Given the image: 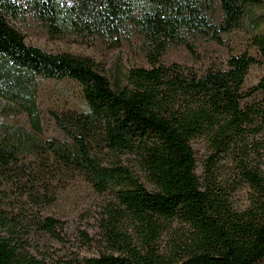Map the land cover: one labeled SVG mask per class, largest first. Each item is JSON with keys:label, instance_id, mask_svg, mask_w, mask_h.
<instances>
[{"label": "trees", "instance_id": "trees-1", "mask_svg": "<svg viewBox=\"0 0 264 264\" xmlns=\"http://www.w3.org/2000/svg\"><path fill=\"white\" fill-rule=\"evenodd\" d=\"M20 16L50 37L129 34L147 67L107 79L89 57L26 44L11 25ZM263 23L264 0H0V116L24 114L32 127L0 123V174L32 184L73 175L108 198L94 222L109 251L66 264H264V195L233 210L223 188L200 182L191 148L199 138L224 147L264 131ZM245 25L251 51L235 50L218 66L201 62L186 42L222 45ZM181 44L195 66L164 65L162 56ZM253 67L263 75L248 87ZM40 79L79 91L77 109L49 111L61 139L37 135ZM105 152L133 156L142 178L118 159L105 164ZM28 159L47 160L43 177L26 172ZM243 176L260 187L255 174ZM173 223L188 228L187 242L160 253L157 240ZM62 229L52 217L22 225L0 210V264H43L31 242L52 244Z\"/></svg>", "mask_w": 264, "mask_h": 264}, {"label": "rangeland", "instance_id": "rangeland-1", "mask_svg": "<svg viewBox=\"0 0 264 264\" xmlns=\"http://www.w3.org/2000/svg\"><path fill=\"white\" fill-rule=\"evenodd\" d=\"M11 25L28 45H36L48 52H68L91 58L97 64L99 73L107 79L112 72L122 74L131 68L147 67L138 39L126 33L118 39L82 37L70 33L50 37L46 29L29 16H20ZM261 28H264V23ZM243 32H247L246 25L233 40L227 39L222 45L201 39H190L186 42L201 62L218 66L222 60L235 53V50L251 51ZM161 62L164 65L176 63L188 68L195 66L194 57L184 44L170 47L162 56ZM262 75L260 68H251L246 77V86L257 83ZM80 101L79 91L72 83L40 79L37 103L41 133L37 135L42 140L61 139V134L50 122L49 111L77 109ZM0 123L20 125L27 132L32 131L29 119L24 114L0 116ZM252 131L243 139L236 138L224 147L203 138L191 142L196 161L195 174L200 182H209L210 185L213 183L223 188L235 211L248 207L251 200L258 198V194L264 195V131L259 134ZM99 157L105 164L118 159L122 166L142 178L133 156L119 155L116 158L115 155L105 152L99 154ZM28 160L31 163H28L26 172L31 176H42L47 160ZM243 172L255 174L260 180V187L245 178ZM107 199V196L98 195L73 175L57 174L52 180L48 177L32 184L27 180L11 183L9 178L0 174V210L9 220H14L17 224L32 225L46 217H52L63 226L56 242L45 244L36 239L31 242V253L43 264L73 263L77 259L98 256L101 252L109 251L94 222L100 207ZM83 233L92 238L89 245L85 242ZM188 236V228L173 223L160 235L156 245L160 253L179 252L184 248L183 243L187 242Z\"/></svg>", "mask_w": 264, "mask_h": 264}]
</instances>
